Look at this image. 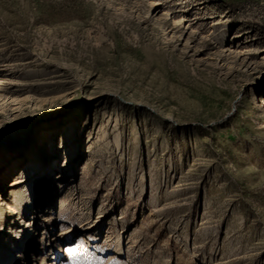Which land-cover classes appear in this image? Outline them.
Masks as SVG:
<instances>
[{
  "label": "rangeland",
  "instance_id": "rangeland-1",
  "mask_svg": "<svg viewBox=\"0 0 264 264\" xmlns=\"http://www.w3.org/2000/svg\"><path fill=\"white\" fill-rule=\"evenodd\" d=\"M0 264H264V0H0Z\"/></svg>",
  "mask_w": 264,
  "mask_h": 264
},
{
  "label": "bare ground",
  "instance_id": "bare-ground-1",
  "mask_svg": "<svg viewBox=\"0 0 264 264\" xmlns=\"http://www.w3.org/2000/svg\"><path fill=\"white\" fill-rule=\"evenodd\" d=\"M1 198H2V197H1V192H0V200H1Z\"/></svg>",
  "mask_w": 264,
  "mask_h": 264
}]
</instances>
